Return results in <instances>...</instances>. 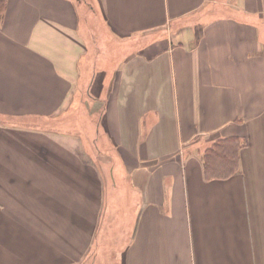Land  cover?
Masks as SVG:
<instances>
[{"label":"crops","instance_id":"crops-1","mask_svg":"<svg viewBox=\"0 0 264 264\" xmlns=\"http://www.w3.org/2000/svg\"><path fill=\"white\" fill-rule=\"evenodd\" d=\"M105 221L112 264H264V0H7L0 264H82Z\"/></svg>","mask_w":264,"mask_h":264},{"label":"trees","instance_id":"trees-1","mask_svg":"<svg viewBox=\"0 0 264 264\" xmlns=\"http://www.w3.org/2000/svg\"><path fill=\"white\" fill-rule=\"evenodd\" d=\"M7 0H0V22L3 18ZM242 143L236 138L215 141L202 154L206 178H226L238 168V150Z\"/></svg>","mask_w":264,"mask_h":264},{"label":"rangeland","instance_id":"rangeland-1","mask_svg":"<svg viewBox=\"0 0 264 264\" xmlns=\"http://www.w3.org/2000/svg\"><path fill=\"white\" fill-rule=\"evenodd\" d=\"M97 115L98 113H94L93 117H97ZM115 210L116 209H112L111 211L114 212ZM111 211L108 210L105 214L107 218L109 215H113L111 214ZM117 227L118 225H115L114 223L108 224L106 221L99 225L95 236L96 245H94L97 248V250H94L96 256L94 258L93 256L85 257V261L82 260V264H112V261L116 258L115 254L117 253V249L122 239L121 232H119ZM125 236L127 237V234H124V239L126 238ZM87 258L90 259L88 260Z\"/></svg>","mask_w":264,"mask_h":264}]
</instances>
